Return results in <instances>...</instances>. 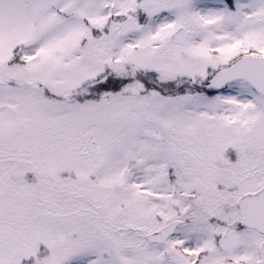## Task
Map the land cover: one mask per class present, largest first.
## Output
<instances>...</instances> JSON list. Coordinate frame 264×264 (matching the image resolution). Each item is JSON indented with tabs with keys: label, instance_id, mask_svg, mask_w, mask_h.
<instances>
[{
	"label": "snow or ice",
	"instance_id": "1",
	"mask_svg": "<svg viewBox=\"0 0 264 264\" xmlns=\"http://www.w3.org/2000/svg\"><path fill=\"white\" fill-rule=\"evenodd\" d=\"M0 264H264V0H0Z\"/></svg>",
	"mask_w": 264,
	"mask_h": 264
}]
</instances>
